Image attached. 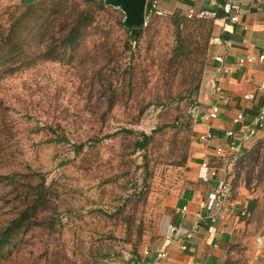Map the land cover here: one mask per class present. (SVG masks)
Instances as JSON below:
<instances>
[{"label":"rangeland","instance_id":"1","mask_svg":"<svg viewBox=\"0 0 264 264\" xmlns=\"http://www.w3.org/2000/svg\"><path fill=\"white\" fill-rule=\"evenodd\" d=\"M17 2L0 0V10L14 7ZM78 3L83 2L78 0ZM106 6L109 10L98 13L94 27L88 29L75 51L34 61L37 58L34 49H38L34 47L39 42L36 38L27 49V57H34L30 64L19 62L10 70H0V103L8 111L6 119L0 118V124L13 129L12 134L1 137L9 139L14 148H11L12 157L0 159V223L11 219L16 211L13 203H6L12 197L8 194L10 189L18 183H29L27 178L33 170L39 172L37 179L43 177L47 185H52L60 205V221L53 231L38 227L25 234L21 232L0 255V264H126L129 261L130 246L118 240L125 235L124 227L111 220L106 211L122 202L119 198L125 179L121 184L115 183L116 175L132 164L131 172L136 170L134 177L139 181L142 178L140 165L144 151L136 150L128 140L123 143L120 139L105 138L107 133L123 126L156 137L150 146V152L153 151L151 192L141 214L143 264L148 263L146 250L156 238L157 224L167 201L182 187L185 166L173 164L175 156L170 158L167 154L171 143H175V132L172 127H166L161 133L159 128L184 113L195 118L197 105L179 99L185 85L179 78L167 85V69L155 57L152 64L148 50L150 40L158 47V41L163 39L164 51L170 47L174 37L167 15L171 14L161 17L129 49V36L118 23L123 21L124 12ZM67 7L68 10L75 8L72 1ZM44 49L42 45L39 54ZM151 51L155 56L158 49L151 48ZM20 59L24 60L25 56ZM133 68L134 88L128 85L124 100L108 112L103 84L110 87L111 82L113 88L120 86L123 81L111 74L126 69L129 77ZM168 90L172 99L165 98ZM164 98L166 102H159ZM143 108L146 110L141 115ZM49 124L66 140L48 143L49 137L55 136L47 128ZM184 131L188 129L185 127ZM194 134L195 131L188 148L190 155L195 151ZM98 138L102 140L97 147L90 148V143ZM81 143L85 144L83 151L76 154L75 145ZM244 166L245 182L250 190L257 192L260 187L259 192L264 195V145ZM7 174H14L16 183L10 184L11 179L3 178ZM90 248L93 253L89 252ZM248 258L247 252L238 247L227 264H246Z\"/></svg>","mask_w":264,"mask_h":264},{"label":"crops","instance_id":"2","mask_svg":"<svg viewBox=\"0 0 264 264\" xmlns=\"http://www.w3.org/2000/svg\"><path fill=\"white\" fill-rule=\"evenodd\" d=\"M157 1L158 8L168 14L184 13L190 7L209 8L217 10L220 18L214 20V43L199 93L195 151L184 167L182 187L165 205L145 259L152 264H226L239 247L247 252L246 264H264V239L260 240L264 235V195L260 187L257 192L250 190L244 166L264 145V60L259 58L264 54V0ZM232 3L240 6L238 22L230 19L235 13ZM215 37L220 40L216 42ZM247 57L253 60L240 62ZM248 94L252 96L247 98ZM213 104L220 106L216 118L208 116ZM239 113L243 118L235 122ZM257 120L262 126L245 141L226 134ZM203 163L218 168V176L203 181L207 174ZM222 180L233 186L235 200L217 210L214 190ZM172 227L176 228L173 232Z\"/></svg>","mask_w":264,"mask_h":264},{"label":"trees","instance_id":"3","mask_svg":"<svg viewBox=\"0 0 264 264\" xmlns=\"http://www.w3.org/2000/svg\"><path fill=\"white\" fill-rule=\"evenodd\" d=\"M70 1L75 6L72 10L67 9V4ZM81 1L83 3H78V0H26L17 2L14 7L9 6L0 10V70L2 68L10 70L12 65L19 62L30 64L34 57H27V49L36 41V38H39V42L34 47L38 48L34 49L37 53V58H34V61L42 58H58L60 55L75 51L81 44L84 35L87 34L88 29L94 27L98 13L109 10L104 0ZM155 4L158 6V1H147L146 14L149 16V21L146 26L139 28V36L129 33L128 27L124 25L123 21L118 20V23L126 29L129 36L127 43L129 49L132 48L133 42L138 43L148 31L154 28L155 22L166 16L158 15L155 12ZM187 11L167 15L173 27L172 34L174 37L168 50L164 51L162 38L158 41V47H155L154 41L150 40L148 50L151 52L149 56H152V64H155L153 59L155 57L160 66L167 69V85L176 78H179L180 83L185 85L181 90L179 99H186L190 105L199 107L200 103L197 101V97L214 43L212 35L214 21L190 19L187 17ZM157 30L158 28L155 29V31ZM42 45H45V49L42 54H39ZM151 48L158 49L157 55H152ZM23 55L25 56L24 60L20 59ZM126 72L125 69L111 74L112 76L116 74V77L123 81L120 86L113 88V84L109 80L110 87L104 84L102 86L104 93L107 94L108 112L112 111L121 100H124L128 85L134 88V68L130 71L129 77ZM130 98L131 96L128 100ZM165 98L172 99L169 90ZM165 98L159 102H166ZM150 104L148 103V105ZM146 108L141 109V115ZM0 112V118L6 119L8 111L2 108L1 103ZM194 126L195 118L192 114L187 113L177 115L175 120L161 124L159 132L164 133L166 127H172L175 132V143H171L170 152L167 153L170 158L175 156L172 161L173 164L185 166L189 162L192 155L189 154L188 148ZM185 127L188 132L184 131ZM47 128L55 135L49 137L48 143H61L66 140L64 135H60L54 130L52 124H49ZM12 132L11 127L0 124V159L12 157L14 154L10 140L1 137L2 134H12ZM106 137L120 139L123 143H127L128 140L130 144L133 142L136 150L144 151L143 164L140 165L142 168L141 181L134 177L136 170L134 173L131 172L132 164L128 165L126 170L124 169L125 172L116 175L113 180L115 183H120L122 179H125L124 189L121 190L123 194L119 198L122 202L113 206L114 208L106 210L107 216L111 220H115L117 225L124 227L125 235L118 240L130 246L131 257L126 264H143L144 259L140 248L143 240L144 221L141 214L147 205L148 196L151 192V177L153 175L151 154L153 151L150 152V146L153 141H156V137L154 134L137 131L127 126H123L113 133H107ZM101 140V138L93 140L90 143V148H96ZM84 145V143L75 145L76 154L83 151ZM38 174L39 172L33 170L31 177L27 178L29 183L25 181V183L15 184L8 193L12 197L6 203H13L16 211L11 219L0 223V255L13 242L14 237L21 232L25 234L38 227L53 231L60 221V205L51 190L52 185H47L43 177L37 179ZM14 176V174H7L3 175V178L11 179L10 184H14L16 183L12 178ZM115 237L117 238V236ZM16 244L17 242L14 243V245ZM89 252L93 253L92 248Z\"/></svg>","mask_w":264,"mask_h":264},{"label":"built area","instance_id":"4","mask_svg":"<svg viewBox=\"0 0 264 264\" xmlns=\"http://www.w3.org/2000/svg\"><path fill=\"white\" fill-rule=\"evenodd\" d=\"M157 2V0H156ZM156 7V13L158 15H167L168 12L166 10H163L161 8H158V6L155 4ZM239 4L237 3H232L231 5V10L235 11L234 14L231 15L230 19L233 22H238L239 21ZM152 12V10H151ZM187 17L190 19H207V20H217L220 18L218 11L214 10V9H209V8H202V9H195L194 7H190L187 11ZM220 40L219 37H215V41L218 42ZM216 60L222 61L223 57L221 56H215L214 57ZM259 58L261 60H264V54H261L259 56ZM253 58L252 57H247L245 58H241L240 62H245V61H252ZM263 87H264V83H263ZM252 94H248L246 95L247 98L251 97ZM220 111V106L218 104H213L211 110L208 113V116L210 118H216L218 116V113ZM243 118V113H239L237 115V117L235 118V122H239L241 119ZM263 118V116H261V119ZM262 126V122L260 120H257L253 125H249V126H245L242 127L240 130H234V129H229L226 131L227 136L230 137H234L235 139H240V140H247L253 136H255L257 134V131L259 130V128ZM205 138V136H203V139ZM234 144V143H233ZM217 152L219 154H221L223 152L222 148H218ZM203 168L206 169L207 174H205L202 178L203 181H209L211 178L213 177H217L219 170L216 167H211L208 163H203L202 164ZM214 206L215 208L218 209H222L225 205L228 204H234V200H235V190L233 188V186L231 185L230 182H228L227 180H222L218 186L216 187V189L214 190ZM183 211L187 210V207H183L182 208ZM244 213V212H243ZM245 214V213H244ZM195 229L198 228V225L196 227H194ZM176 228L172 227L171 231H175ZM191 236V235H189ZM264 239V235L263 238H261L260 240ZM146 253L148 254V250H146ZM164 256L167 254L166 252L163 253ZM147 264H152L151 262L147 263Z\"/></svg>","mask_w":264,"mask_h":264},{"label":"water","instance_id":"5","mask_svg":"<svg viewBox=\"0 0 264 264\" xmlns=\"http://www.w3.org/2000/svg\"><path fill=\"white\" fill-rule=\"evenodd\" d=\"M106 5L115 7L124 12L123 23L131 34L140 35L139 28L148 24L146 14L148 0H104Z\"/></svg>","mask_w":264,"mask_h":264}]
</instances>
